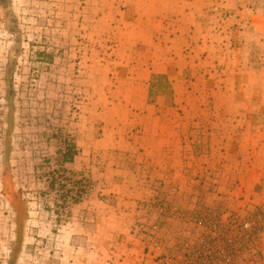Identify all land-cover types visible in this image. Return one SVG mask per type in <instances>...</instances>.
<instances>
[{
    "label": "rangeland",
    "instance_id": "1",
    "mask_svg": "<svg viewBox=\"0 0 264 264\" xmlns=\"http://www.w3.org/2000/svg\"><path fill=\"white\" fill-rule=\"evenodd\" d=\"M81 105L137 121L139 161L184 109L168 169L138 168L149 191L106 232L54 209L57 149L4 144L24 133L9 107L39 109L36 149L56 130L77 154L60 120ZM0 191L27 211L17 246L0 208V264H264V0H0Z\"/></svg>",
    "mask_w": 264,
    "mask_h": 264
},
{
    "label": "crops",
    "instance_id": "2",
    "mask_svg": "<svg viewBox=\"0 0 264 264\" xmlns=\"http://www.w3.org/2000/svg\"><path fill=\"white\" fill-rule=\"evenodd\" d=\"M1 108L3 109L4 106L1 105ZM151 109L154 110L155 108L151 107ZM172 109L178 110L177 121L163 120L162 122L149 123L153 127L151 129L155 131V133L150 134L149 140L156 142V144L145 150V152H149V158L146 157L144 161H139L137 147H135V138L140 131L139 129H142L138 128L137 121H108L106 120V109L98 111L96 107L92 108L84 105L79 107L75 119L70 118V113L68 112L65 125H63V119L60 120L62 121L61 126H64L73 135V141L77 149V154L73 160L65 163V169L74 173L86 171L98 185H103L104 187L101 193L94 191L88 200L72 207L71 223L73 225L89 221L94 223L93 227L97 230L101 229L102 232H106L110 230V226L117 225V218L126 217L129 211L131 212L136 208L138 195L142 194V190L145 191V194L149 191L147 188L139 187V183L141 184L144 180L136 176L139 171L138 168L141 167L142 173L146 174L145 177L149 175V178L159 170L168 169L169 157L162 152H170L168 146L173 140L171 138L176 136L178 138L176 141L179 142L180 136H182L181 131L186 129L185 122L180 120L182 119L180 114L184 113V109L179 107H173ZM11 110L14 111L12 112ZM51 110L47 112H52L51 114L57 113ZM169 110L170 108H167L166 113ZM15 111V109L9 107L10 121L8 123L12 121L13 116L20 114L18 117L19 125L22 127L21 132L24 133L13 137L10 133L7 135V140L4 144L12 146L15 143L18 146H25L27 144H25L24 139H27L28 142H31L32 148H30V151L36 156V160L40 156L47 155L51 160L48 163L52 165L56 154L55 150L57 149L53 138L48 140L52 142L53 146L49 143L46 150L36 149V147L43 144V137L39 133L41 129H38L41 127L40 121L42 118L39 115L41 110L33 109L29 111L22 108L21 112L20 109H18L17 113ZM128 112L132 113V107L129 108ZM152 112L154 113V111ZM133 114L134 116L138 115L135 111ZM170 131H173V133L175 131L176 134L171 136ZM19 152L24 153V150L19 149ZM164 157L167 159L164 160ZM138 162H141V165H138ZM149 181L147 180V183ZM11 196H17L22 200L21 194L12 195L6 193L3 196L0 191V208L7 220L9 218V221H11L13 218L14 221L15 213L9 205Z\"/></svg>",
    "mask_w": 264,
    "mask_h": 264
},
{
    "label": "built area",
    "instance_id": "3",
    "mask_svg": "<svg viewBox=\"0 0 264 264\" xmlns=\"http://www.w3.org/2000/svg\"><path fill=\"white\" fill-rule=\"evenodd\" d=\"M57 144L56 164L48 170L46 181L49 195L54 196V209L66 214L71 205L86 201L94 191L102 192L103 185H98L86 171L69 173L65 170L63 157L71 141L65 135L54 131Z\"/></svg>",
    "mask_w": 264,
    "mask_h": 264
},
{
    "label": "water",
    "instance_id": "4",
    "mask_svg": "<svg viewBox=\"0 0 264 264\" xmlns=\"http://www.w3.org/2000/svg\"><path fill=\"white\" fill-rule=\"evenodd\" d=\"M9 205L15 213L14 223L16 233V245L19 246V243L22 239V229L26 220V206L24 202L17 196H11L9 198Z\"/></svg>",
    "mask_w": 264,
    "mask_h": 264
},
{
    "label": "trees",
    "instance_id": "5",
    "mask_svg": "<svg viewBox=\"0 0 264 264\" xmlns=\"http://www.w3.org/2000/svg\"><path fill=\"white\" fill-rule=\"evenodd\" d=\"M76 155V150L73 146L69 147L63 157V160L66 162H71Z\"/></svg>",
    "mask_w": 264,
    "mask_h": 264
}]
</instances>
